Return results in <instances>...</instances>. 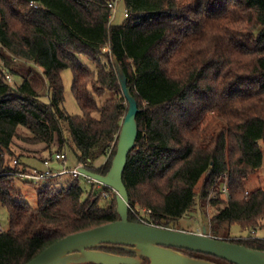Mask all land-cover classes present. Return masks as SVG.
Segmentation results:
<instances>
[{"label":"trees","instance_id":"obj_1","mask_svg":"<svg viewBox=\"0 0 264 264\" xmlns=\"http://www.w3.org/2000/svg\"><path fill=\"white\" fill-rule=\"evenodd\" d=\"M121 1L127 17L115 26L113 0H0V60L12 74L17 59L38 69L17 87L0 72V207L8 214L0 264H25L66 236L119 220L115 195L100 206L101 196L84 198L77 179L60 190L41 188L30 208L4 164L22 128L26 142L56 147L50 157L69 146L76 164L105 175L127 111L114 61L138 108L135 147L122 174L128 220L138 223L131 212L138 207L150 211L149 224L182 231L179 222L198 199L211 212L213 238L264 252V239L230 233L233 226L264 229V191L245 189L264 159V0ZM64 70L72 73L80 116L63 109ZM106 91L114 96L102 100Z\"/></svg>","mask_w":264,"mask_h":264},{"label":"water","instance_id":"obj_2","mask_svg":"<svg viewBox=\"0 0 264 264\" xmlns=\"http://www.w3.org/2000/svg\"><path fill=\"white\" fill-rule=\"evenodd\" d=\"M118 82L127 104L117 137L116 152L111 167L105 175L79 168L78 171L104 187L114 191L116 214L119 220L76 234L66 236L43 250L25 264H136L137 261L98 251L103 246H116L137 254L149 264H216L194 259L175 250L210 256L228 264H264V252L202 233L144 225L128 220V194L122 182L127 156L135 147L137 138L136 115L138 108L126 84V77L114 61Z\"/></svg>","mask_w":264,"mask_h":264},{"label":"rangeland","instance_id":"obj_3","mask_svg":"<svg viewBox=\"0 0 264 264\" xmlns=\"http://www.w3.org/2000/svg\"><path fill=\"white\" fill-rule=\"evenodd\" d=\"M115 2V14L111 19V23L115 26L121 25L123 21L125 20L123 14L125 12L124 10V5L121 0H113ZM78 61L88 67L89 69L93 70L94 65L85 57L79 56ZM10 68L13 70V74L9 72L8 68H5L3 65L2 60H0V72L7 74L10 76V82L8 83L6 80V83L9 84L12 87H17L22 83L23 77L28 76V72L30 70H35L38 71L36 67L31 65L28 62L22 61V60H14L12 63H10ZM61 79H62V84H63V109L64 111L69 115V116H80L81 111L79 107L76 104L74 95L71 90V85H72V73L70 70H64L61 73ZM119 83V82H118ZM40 94L45 95V90L43 87L38 88ZM114 96L113 91H106L104 93V96L102 100L110 99ZM42 102H47L48 99L45 98L44 96L40 99ZM127 108V104H126ZM63 130H64V135L68 136L66 132V124H63ZM17 138L13 140L12 145H11V152L8 154L7 152L4 153V164L6 166H11V162L13 160H17L19 164L25 165L29 169L32 167H37L38 169H42L41 164L37 161H41V159L44 158H50L52 152L56 151V147L52 146L51 149L45 150V146L43 144H30L25 141V137L27 136V132L19 128L17 130ZM262 148V151L264 152V146L260 145ZM66 155L67 161L66 165L68 168H71L76 165L77 161L76 158L70 149L69 146L65 147L63 152ZM104 162L103 158L98 159L97 161L94 162V166L98 167ZM54 165V164H51ZM71 176L66 175L63 176L59 179L53 180L50 185H47V187H51L55 190H60L64 189L67 187L68 183L71 181ZM14 182L16 184V187L18 191L20 192V198L23 203H25L27 206L30 208L35 209L37 207V201H38V190H40L43 187H46V185L42 186H34L31 184H24L22 182L16 181L14 179ZM78 182L80 184V187L82 188L84 192V198L85 196L92 192L93 195L101 196V201H100V206H103L104 204L108 203L113 195H115L114 191L111 190V193L105 191L104 186L100 184H94V183H87L84 178L80 177L78 179ZM198 188V187H197ZM262 189L264 191V159L262 166L255 171L254 174L249 176L246 181H245V189L246 191H253L255 189ZM115 198V196H114ZM116 202V199H115ZM200 206L199 200L196 199V205L193 209V211L187 213L179 222L178 229L187 232V233H196L200 234L203 231V228L206 231V235L211 236V231L209 230L208 226V220L210 217V210H208L206 207ZM115 210H116V204H115ZM133 211L138 212L140 214L142 210L138 209L136 207ZM8 227V214L7 211L4 207H0V228L2 231H5ZM231 239L242 237V238H248L250 235L249 231H239V229L236 226H233L231 228ZM255 238L257 239H264V229L261 230H256L255 231ZM101 248H98V251ZM105 252V251H102ZM108 253V252H106ZM129 253V252H127ZM111 254V253H109ZM112 255H117V254H112ZM131 256H125L122 255V257H129L137 261L136 264H149V261L146 258H143L141 256H138L137 254L130 253ZM121 256V255H117ZM191 258V257H190ZM146 259V260H145ZM195 259V258H194Z\"/></svg>","mask_w":264,"mask_h":264},{"label":"built area","instance_id":"obj_4","mask_svg":"<svg viewBox=\"0 0 264 264\" xmlns=\"http://www.w3.org/2000/svg\"><path fill=\"white\" fill-rule=\"evenodd\" d=\"M108 7L111 9L112 14H111V19L115 14L116 8H115V2H111L108 4ZM124 18L127 17V13L124 12L123 14ZM4 78L5 81L7 80V82H10V76H8L7 74H4ZM66 155L64 153H56L53 155V157H50L49 159H46L43 163H42V169H38V168H28V167H24L22 164H19L17 160H13L11 162V170L12 172L9 173V175L15 179L16 181L22 182L24 184H31L34 186H42V185H50V183L55 180V179H59L63 176L69 175L71 176L72 179H79L80 177L84 178L85 181L87 183H94V184H100L98 182H96L95 180L86 177L84 175H82L78 169L79 168H83V166L81 164H76L75 166L68 168L66 165ZM53 163H56L59 165V169L54 170L52 168ZM101 185V184H100ZM223 192H227L226 186L224 185L222 188ZM133 216L135 217V219L138 221V223L140 224H144V225H151L147 222V216L150 213L149 210H142L140 214L138 212L135 211H131ZM153 226V225H152ZM2 232L1 228H0V233ZM255 233L254 231L250 232L251 237L255 238ZM244 238L242 237H238L235 238V240H243ZM246 239V238H245Z\"/></svg>","mask_w":264,"mask_h":264},{"label":"crops","instance_id":"obj_5","mask_svg":"<svg viewBox=\"0 0 264 264\" xmlns=\"http://www.w3.org/2000/svg\"><path fill=\"white\" fill-rule=\"evenodd\" d=\"M37 162H39V164H41V167H42V163L40 162V161H37ZM54 165H52V168L54 169V170H57V169H59V165L58 164H56V163H53ZM32 168H37V167H32Z\"/></svg>","mask_w":264,"mask_h":264},{"label":"flooded vegetation","instance_id":"obj_6","mask_svg":"<svg viewBox=\"0 0 264 264\" xmlns=\"http://www.w3.org/2000/svg\"><path fill=\"white\" fill-rule=\"evenodd\" d=\"M175 251H177V250H175ZM126 252H127V251H126ZM177 252H178V251H177ZM178 253H180V252H178ZM180 254H181V253H180ZM125 256H131V255H130V253H129L128 255H125ZM191 258H194V257H191ZM195 259H201V258H197V257H196Z\"/></svg>","mask_w":264,"mask_h":264}]
</instances>
